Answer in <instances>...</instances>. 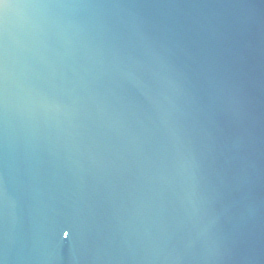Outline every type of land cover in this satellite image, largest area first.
Here are the masks:
<instances>
[{"label": "water", "instance_id": "water-1", "mask_svg": "<svg viewBox=\"0 0 264 264\" xmlns=\"http://www.w3.org/2000/svg\"><path fill=\"white\" fill-rule=\"evenodd\" d=\"M8 3L0 264H259L264 0Z\"/></svg>", "mask_w": 264, "mask_h": 264}, {"label": "snow or ice", "instance_id": "snow-or-ice-1", "mask_svg": "<svg viewBox=\"0 0 264 264\" xmlns=\"http://www.w3.org/2000/svg\"><path fill=\"white\" fill-rule=\"evenodd\" d=\"M9 6L8 0H0V9H6ZM63 231V236H68V231Z\"/></svg>", "mask_w": 264, "mask_h": 264}]
</instances>
